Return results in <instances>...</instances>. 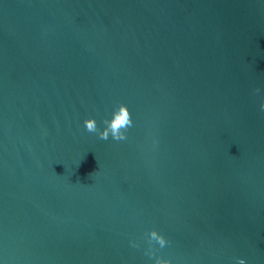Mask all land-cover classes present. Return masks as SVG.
<instances>
[{
  "label": "water",
  "instance_id": "1",
  "mask_svg": "<svg viewBox=\"0 0 264 264\" xmlns=\"http://www.w3.org/2000/svg\"><path fill=\"white\" fill-rule=\"evenodd\" d=\"M261 103L264 0H0V264H264Z\"/></svg>",
  "mask_w": 264,
  "mask_h": 264
},
{
  "label": "clouds",
  "instance_id": "2",
  "mask_svg": "<svg viewBox=\"0 0 264 264\" xmlns=\"http://www.w3.org/2000/svg\"><path fill=\"white\" fill-rule=\"evenodd\" d=\"M255 91L258 93L260 89L257 88L255 89ZM260 108L262 111H264V103H261ZM103 124L106 127L103 131H99L95 119H86L84 121L86 130L90 133H98L101 140H108L109 135H111V137L116 141L126 140L127 136L122 130H126L127 128L132 126V120L127 106L123 104L119 105L118 109L114 110L113 112V118L110 121L105 119L103 121ZM147 235L148 244L150 247L148 252H146V255H148L149 257H152L154 255V252L151 248L153 242L158 244L160 248H164L169 243V241H167L165 237L159 234L156 230H152ZM132 246L138 247V245L135 243H133ZM155 264H170V261L157 257L155 259ZM238 264H245V262L243 260H239Z\"/></svg>",
  "mask_w": 264,
  "mask_h": 264
}]
</instances>
